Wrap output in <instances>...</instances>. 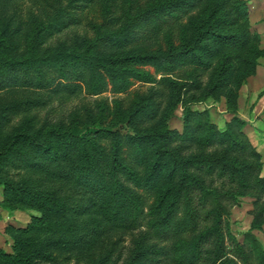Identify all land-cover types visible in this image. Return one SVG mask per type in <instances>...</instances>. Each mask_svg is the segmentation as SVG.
Returning <instances> with one entry per match:
<instances>
[{
  "label": "trees",
  "instance_id": "1",
  "mask_svg": "<svg viewBox=\"0 0 264 264\" xmlns=\"http://www.w3.org/2000/svg\"><path fill=\"white\" fill-rule=\"evenodd\" d=\"M172 25L177 31L166 35L164 47L142 52L129 47L138 27L159 31ZM93 30L94 37L80 49L23 61L0 54V92L12 86L44 90L55 79L68 88L77 82L93 95L109 88L127 93L137 82L151 86L128 104L115 101L110 126L75 123L43 137L24 130L11 134L0 151V165L16 160L64 188L37 193L49 204L41 225L23 233L30 238L34 230L68 224L73 216L89 217L92 227L85 234L66 230L39 241L17 239L6 264H37L44 258L37 247L79 259L78 251L92 253L98 239H108L115 230L142 228L144 248L137 264H264V245L254 233L264 225L263 161L246 133L247 122L234 115L220 129L208 110L189 106L180 131L170 128L172 111L163 106L164 100L177 105L198 88L195 81L171 77L185 67L212 69L205 95L235 100L247 67L254 68L255 59L264 56L247 1L151 0L126 9L112 26L94 25ZM47 66L56 67V77L49 76ZM97 140L111 141L112 151L105 153ZM195 146L200 154L190 153ZM138 191L154 200L145 201ZM246 196L254 198L253 221L242 244L227 234L225 222ZM86 255L85 264L95 262Z\"/></svg>",
  "mask_w": 264,
  "mask_h": 264
},
{
  "label": "rangeland",
  "instance_id": "2",
  "mask_svg": "<svg viewBox=\"0 0 264 264\" xmlns=\"http://www.w3.org/2000/svg\"><path fill=\"white\" fill-rule=\"evenodd\" d=\"M149 1L151 0H81L77 4H71L70 0H0V54L23 61L44 57L50 51L80 49L94 37V25L112 26L123 11ZM246 1L250 23L261 35L260 48L264 50V0ZM175 31V25L159 31L147 26L138 27L135 40L129 47L139 52L156 50L164 47L166 35ZM255 60L256 66L247 67L245 80L236 88L235 100L225 94L219 97L205 95V88L213 78L212 69L185 67L171 74V77L182 83L195 81L198 88L184 96L177 105L174 106L172 102L168 104L164 100L163 106H168L169 111H172L168 119L170 128L180 131L189 106L195 110H208L220 129H224L234 115L244 119L247 122L246 133L261 153L264 173V56L260 55ZM46 68L50 77H56V67ZM60 82V79H55L52 86L44 90L12 86L0 92V151L7 146L9 137L16 130L43 137L49 130L67 129L75 123L85 126L96 122L110 126L115 101L122 100L124 104H128L136 92L143 94L151 87L137 82L127 93L115 94L109 88L93 95L83 86H75L77 82L73 81L69 88ZM154 88L164 90L158 84ZM121 129L123 134L128 130L125 126ZM96 142L105 153H110L113 149L109 140ZM189 151L201 153V149L196 146ZM63 189L62 183H50L42 175L25 169L16 160L1 163L0 264H6V255L14 252L17 239L39 241L52 234L61 235L66 230L78 231L79 234L89 231L92 227L89 217L73 216L68 224L62 222L40 232L34 230L30 238L23 233L41 225L44 208L49 204L46 199L38 198L37 193ZM70 189L72 188L67 191ZM138 193L147 202L154 200L142 191ZM253 203L252 197L239 198L225 222L227 234L234 236L242 244L245 242V234L251 229ZM145 232V228L129 232L115 230L111 235L109 233L108 239L99 238L92 253L78 251L79 259H70V254L57 248L43 250L37 247L44 255L43 260H39L37 264H85L88 262L87 259L83 261L86 253V258L93 256L95 261L90 264H98L106 256H109V261L105 264H137L144 248L142 239ZM254 233L264 245V225L262 230H254ZM228 245V250H232L231 241ZM229 256L233 255L229 253Z\"/></svg>",
  "mask_w": 264,
  "mask_h": 264
}]
</instances>
